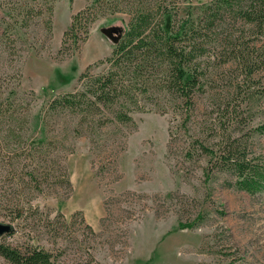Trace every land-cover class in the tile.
Returning <instances> with one entry per match:
<instances>
[{"label":"rangeland","instance_id":"374dc122","mask_svg":"<svg viewBox=\"0 0 264 264\" xmlns=\"http://www.w3.org/2000/svg\"><path fill=\"white\" fill-rule=\"evenodd\" d=\"M142 1L167 7L177 26L202 28L204 78L190 119L182 125L175 116L183 107L177 94L150 97L145 110L133 112L134 124L96 130L93 141L74 137L73 117H61L49 134L62 133L54 150L61 154L47 175L55 181L64 166L72 190L56 185L45 195L17 187L15 146L4 139L8 126L0 112V222L14 228L0 244L26 251L38 243L52 264H264V191L235 189L236 176L214 170L200 148L216 151L237 138L248 161L264 168V29L246 22L243 0L221 10L210 27L199 20L209 0ZM92 2L0 0V108L18 99L27 113L34 91L38 112L57 95L75 91L88 66L93 74L102 71L96 63L115 48L102 30L127 29L130 19L113 11L115 0L109 10L107 3L95 4L98 18L87 42L60 54L73 15ZM44 4L52 6L51 31L34 16L22 30L29 44L15 42L17 16ZM18 204L27 209L20 220L14 218ZM0 264L11 263L0 258Z\"/></svg>","mask_w":264,"mask_h":264},{"label":"trees","instance_id":"16d2710c","mask_svg":"<svg viewBox=\"0 0 264 264\" xmlns=\"http://www.w3.org/2000/svg\"><path fill=\"white\" fill-rule=\"evenodd\" d=\"M109 1L93 0L91 6L73 15L70 27L63 34L60 54L68 55L78 51L81 45L87 42L91 25L98 18L94 10L95 4L102 6L107 3L109 10ZM115 2L113 11L127 13L130 19L127 29L120 31L121 37L117 44H114L111 56L96 63L97 66L104 65L101 72L93 74L88 66L80 75L79 87L75 91L57 95L38 112L34 111L36 99L34 91L30 92L32 103L29 112L21 111V104L16 102L18 99H13L12 103L0 108L8 126L4 139L15 146L13 154L17 164L15 178L16 185L21 190L30 188L36 193L46 195V189L64 185L71 192L72 186L64 166L62 168L64 173L58 175L55 181L47 175L50 170L49 163L58 159L61 154L60 151L54 153V150L62 133L49 135L52 132L51 123L60 120L61 117L66 115L73 117L74 125L71 132L74 137L85 136L93 141V135L98 130L106 129L111 124H134L133 112L145 110L150 97L177 94L178 104L183 107L175 116L181 118L182 125H186L190 119L188 110L193 106L196 88L199 86V90L202 89L201 80L204 78L200 60L204 53H201L199 43L202 28L199 25L189 26L183 23L177 26L175 15L161 4L152 6L142 0ZM243 2L246 4L243 12L246 22L253 28L263 31L264 0ZM237 3L241 1L209 0L203 5L199 20L210 27L217 21V15L221 10L232 9ZM45 4L37 5L36 9L25 10L17 16L14 28L15 42L29 44L31 39L27 36L22 37L25 34L22 30L32 26L30 20L34 16L41 18L45 27L51 31L53 10L51 5ZM33 10L38 11L33 13ZM12 92L19 97V91ZM160 110L163 113L167 112L165 109ZM184 111L187 112L185 116ZM24 126L27 128L26 140L23 134ZM200 148L210 154L209 163L214 170L232 172L236 176L232 185L235 189L249 194L264 191V168L256 167L248 161L245 148H241L237 138L230 137L224 144L221 143L216 151L208 149L203 144ZM26 210L24 206L18 204L14 207V218L20 220ZM200 218L203 217H199L198 220ZM198 220L183 224L182 227H193ZM87 228L92 230L90 226ZM0 258L11 264H52L50 253L35 242L32 248L26 251L0 244ZM225 264L243 263L229 260Z\"/></svg>","mask_w":264,"mask_h":264},{"label":"water","instance_id":"95a60500","mask_svg":"<svg viewBox=\"0 0 264 264\" xmlns=\"http://www.w3.org/2000/svg\"><path fill=\"white\" fill-rule=\"evenodd\" d=\"M102 33L108 37L114 44H117L121 34L119 29H103ZM13 227L9 223L0 222V237L12 232Z\"/></svg>","mask_w":264,"mask_h":264}]
</instances>
